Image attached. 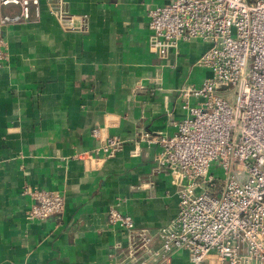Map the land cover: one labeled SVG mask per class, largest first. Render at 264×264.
Instances as JSON below:
<instances>
[{"label":"crops","instance_id":"crops-1","mask_svg":"<svg viewBox=\"0 0 264 264\" xmlns=\"http://www.w3.org/2000/svg\"><path fill=\"white\" fill-rule=\"evenodd\" d=\"M170 2L67 0L70 13L89 20L87 30L67 31L43 0L39 18L2 28L0 264H118L130 240L110 224L111 209L139 229L178 215L177 187L155 171L161 146L150 139L176 133L185 115L177 90L211 72L196 65L208 47L201 40L182 42L166 60L152 52L148 10ZM17 13L0 6V16ZM98 127L122 146L112 158L85 162L79 155L99 146ZM30 188L62 194V217L29 220ZM172 259L188 257L179 251Z\"/></svg>","mask_w":264,"mask_h":264},{"label":"built area","instance_id":"built-area-1","mask_svg":"<svg viewBox=\"0 0 264 264\" xmlns=\"http://www.w3.org/2000/svg\"><path fill=\"white\" fill-rule=\"evenodd\" d=\"M43 0H0L19 13L0 16V65L8 58L2 28L40 17ZM67 31L89 27L67 0H46ZM150 48L161 60L182 42L201 40L207 50L196 65L210 70L200 84L185 82L178 98L185 112L170 137L150 139L161 146L155 171L168 172L177 187L179 213L168 225L139 229L113 208L108 219L126 231L129 244L118 264H264V0H171L148 10ZM158 89L162 85L158 82ZM95 128L99 146L80 154L83 161L112 158L118 136ZM216 164V169H212ZM28 219L61 218L65 198L30 188Z\"/></svg>","mask_w":264,"mask_h":264},{"label":"rangeland","instance_id":"rangeland-1","mask_svg":"<svg viewBox=\"0 0 264 264\" xmlns=\"http://www.w3.org/2000/svg\"><path fill=\"white\" fill-rule=\"evenodd\" d=\"M216 168H217L216 164H213L212 169H216Z\"/></svg>","mask_w":264,"mask_h":264}]
</instances>
